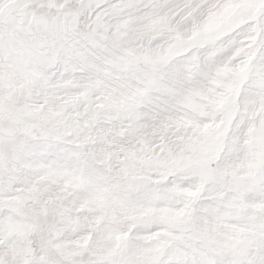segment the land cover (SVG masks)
<instances>
[{
    "label": "snow or ice",
    "instance_id": "6c2138e0",
    "mask_svg": "<svg viewBox=\"0 0 264 264\" xmlns=\"http://www.w3.org/2000/svg\"><path fill=\"white\" fill-rule=\"evenodd\" d=\"M0 264H264V0H0Z\"/></svg>",
    "mask_w": 264,
    "mask_h": 264
}]
</instances>
